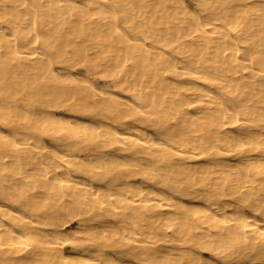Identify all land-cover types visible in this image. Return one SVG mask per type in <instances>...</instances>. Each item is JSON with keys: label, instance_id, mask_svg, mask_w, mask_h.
<instances>
[{"label": "bare ground", "instance_id": "bare-ground-1", "mask_svg": "<svg viewBox=\"0 0 264 264\" xmlns=\"http://www.w3.org/2000/svg\"><path fill=\"white\" fill-rule=\"evenodd\" d=\"M0 264H264V0H0Z\"/></svg>", "mask_w": 264, "mask_h": 264}]
</instances>
